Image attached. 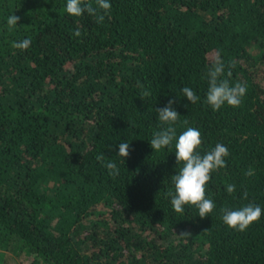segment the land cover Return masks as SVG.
Returning <instances> with one entry per match:
<instances>
[{
    "label": "trees",
    "instance_id": "trees-1",
    "mask_svg": "<svg viewBox=\"0 0 264 264\" xmlns=\"http://www.w3.org/2000/svg\"><path fill=\"white\" fill-rule=\"evenodd\" d=\"M109 2L97 23L68 15L67 0H0V264L7 253L31 264H264V215L240 232L221 211L264 209V0ZM25 38L27 50L12 47ZM216 57L231 85L247 87L239 107L206 102ZM183 87L200 99L190 103ZM169 99L177 137L195 127L201 154L229 150L205 218L195 206L176 213L167 195L182 167L176 141L150 146Z\"/></svg>",
    "mask_w": 264,
    "mask_h": 264
},
{
    "label": "clouds",
    "instance_id": "clouds-1",
    "mask_svg": "<svg viewBox=\"0 0 264 264\" xmlns=\"http://www.w3.org/2000/svg\"><path fill=\"white\" fill-rule=\"evenodd\" d=\"M111 7L109 0H95V6L92 0H67L65 11L73 17H80L87 13L95 17L97 23H103L105 15L110 12ZM19 20V16L10 15L7 18L9 30L15 28ZM72 34L75 37H80L81 32L77 28ZM30 46L31 40L28 38L12 44L13 48L22 51L27 50ZM206 75L209 81L206 102L214 111H219L225 104L232 107L240 106L247 87L243 83L231 85L229 79L224 78L225 65L219 57L215 58ZM227 76L231 77L230 70L227 72ZM140 87L143 88V85ZM181 91L190 103H196L200 99L190 87H183ZM150 95L149 91L142 92L144 97ZM175 103V99H169L165 107L156 109L161 125H166V127L153 133L150 146L154 151H159L170 146L174 140L176 141V163L182 164V167L170 177L174 191H169L167 195L171 198V205L176 213L183 214L185 206H195L198 209L199 217L205 218L216 207L214 201L206 195L207 186L212 179V174L227 166L225 157L229 156V150L224 144L217 143L214 148L201 154L199 149L203 144V137L200 130L195 127H187L177 137L175 125L180 114L173 107ZM187 123L188 121L185 120L184 124L187 125ZM117 155L123 157L124 160L129 157L130 144L121 142ZM96 159L104 163L103 154L98 155ZM104 167L109 170L110 175H118V167L111 160L104 163ZM246 174L252 175L251 171ZM235 190V184L226 186L228 194H232ZM244 199H247V193L244 194ZM221 211L223 222L229 228L240 232L246 231L264 215V209L253 203H248L235 210L224 208ZM179 235L188 237L191 236V233L182 231Z\"/></svg>",
    "mask_w": 264,
    "mask_h": 264
},
{
    "label": "rangeland",
    "instance_id": "rangeland-1",
    "mask_svg": "<svg viewBox=\"0 0 264 264\" xmlns=\"http://www.w3.org/2000/svg\"><path fill=\"white\" fill-rule=\"evenodd\" d=\"M9 257H11V254L7 253V261L5 264H31L32 263V260L31 259H28V258H25V257H22L18 260H11Z\"/></svg>",
    "mask_w": 264,
    "mask_h": 264
}]
</instances>
